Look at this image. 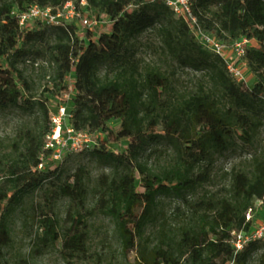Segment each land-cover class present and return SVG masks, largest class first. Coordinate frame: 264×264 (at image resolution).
<instances>
[{
  "label": "trees",
  "instance_id": "obj_1",
  "mask_svg": "<svg viewBox=\"0 0 264 264\" xmlns=\"http://www.w3.org/2000/svg\"><path fill=\"white\" fill-rule=\"evenodd\" d=\"M68 1L72 0H0V113L14 110L41 117L27 130L10 168L0 177V262L12 242L13 215L45 183H53L48 211L37 222L39 239L48 247L62 241L65 252L85 254L89 219L102 215L114 223L124 254L138 246L144 250L135 264H249L258 253V264H264L263 242H251L239 253L232 244L233 232L251 229L246 215L264 198V150L252 156L245 169L226 174L228 186L222 193L192 199L198 188L212 181L218 160L236 146V138L252 145L264 128V0H192L205 32L228 46L243 38L252 41L245 55L255 79L252 88L237 82L224 60L206 50L164 0H86L98 18L112 22L110 33L98 38L92 33L80 38L73 26L37 24L22 30L13 15L31 5L60 7ZM148 31L162 40L164 52L179 67L204 73L189 97L175 101L168 76L141 66L136 44ZM31 46L44 47L38 54L48 55L53 65L52 88L46 94L68 92L69 76L74 75L73 128L106 134V142L89 151L110 170L94 186L87 182L85 168L59 185L52 180L61 179V166L39 168L42 158L50 156L45 138L52 123L47 98L33 101L18 68L30 56ZM219 95L230 106L223 107ZM113 120L121 122L118 132L110 127ZM124 138L131 140L127 153L108 150V144ZM152 145L173 150L169 169L156 172L140 162ZM165 199L178 201V222L159 231L155 245L144 246ZM60 200L70 202L71 226L65 236L58 231ZM16 264L31 263L22 258Z\"/></svg>",
  "mask_w": 264,
  "mask_h": 264
},
{
  "label": "rangeland",
  "instance_id": "obj_2",
  "mask_svg": "<svg viewBox=\"0 0 264 264\" xmlns=\"http://www.w3.org/2000/svg\"><path fill=\"white\" fill-rule=\"evenodd\" d=\"M112 22L107 17H102L99 25L92 33L95 38L101 34L110 33ZM86 29L78 31L80 38L87 35ZM138 59L141 66L145 68H157L164 72L170 79V97L175 101L189 97L200 81L204 78V73L196 71L190 67L181 68L171 59L163 48L162 40L152 31L146 32L137 42ZM40 50L45 51L42 46H31L30 56L21 61L18 68L27 79L30 86V96L33 101L47 98L50 118L56 115L61 107H66L69 111L72 108L74 99V75H70L68 84L70 89L66 93H59L57 96L46 94L45 90L52 88L51 78L53 76V65L50 63L48 55H39ZM247 86L252 88L255 84L254 76L247 69L245 70ZM45 95V96H44ZM222 106H230V103L219 95ZM264 112H262L263 115ZM39 116H23L17 111L10 110L0 113V177L4 171L8 170L13 159L20 150V142L27 130L35 128L40 123ZM121 122L113 120L110 127L118 132ZM88 143L84 140L80 143L81 148L73 151L72 145L66 147L62 152V160L54 161L45 159L42 170H55L61 166V179H53L56 185L62 184L80 168L87 170V182L94 186L96 180L103 174H109L110 170L101 162L94 160L90 156V150L106 142L107 137L103 132H98L89 137ZM18 142L19 145L16 144ZM236 146L217 162L213 179L205 186L198 188L192 199L196 202L205 199L209 195L220 194L228 186L226 174L233 168L247 167L252 156L264 150V128L260 136L252 145L245 144L239 138L235 139ZM131 140L122 139L119 143L108 144L109 151L115 154L127 153ZM174 161V152L168 145H152L141 154L140 162L146 164L151 170L162 172L169 169ZM140 185V182L137 183ZM53 183H45L44 187L37 191L34 196L27 199L18 211L11 218L9 225L12 234V242L5 250V257L0 264H16L22 258H27L31 264H135L139 259V246L130 254H124L120 241L116 233L114 223L102 215L90 218L88 223L89 242L85 254H69L63 249V242L59 241L55 245L46 246L39 239L37 222L43 218V214L48 211V194L54 192ZM89 206L93 205L92 199L88 200ZM69 201L60 200L57 208L59 227L58 231L62 236L68 234L70 221L67 217ZM76 204L73 203V206ZM178 201L165 199L160 205V220L156 227L151 229L143 244L153 246L156 243V236L163 228L177 224L176 208ZM85 213V212H84ZM260 220H264V210L259 214ZM51 216V215H50ZM258 218V217H257ZM172 230V227H171ZM150 253L151 250H146ZM259 254V253H258ZM258 254L254 255L249 264H258Z\"/></svg>",
  "mask_w": 264,
  "mask_h": 264
},
{
  "label": "built area",
  "instance_id": "obj_3",
  "mask_svg": "<svg viewBox=\"0 0 264 264\" xmlns=\"http://www.w3.org/2000/svg\"><path fill=\"white\" fill-rule=\"evenodd\" d=\"M166 5L177 18L183 19L191 33L195 36L206 50L221 57L230 75L239 83H247L245 70L248 69L245 60L246 51L252 46V41L245 38L237 41L233 46H228L215 36L205 32L193 11L192 0H164ZM20 29L27 30L34 28L37 24L53 27L73 26L78 31L86 29L93 33L99 25L101 18H98L90 9L86 0L68 1L60 7L31 5L23 11L15 10ZM71 114L66 107H61L51 119L52 130L45 138V150L50 152L48 159L54 161L62 160V152L66 147L72 145L73 151L81 148L80 143L84 140L88 143L89 134L86 131H77L70 123ZM40 169L43 168V162ZM264 210V198L255 203L247 215V222H252L248 232H233L232 244L236 252H241L245 246L254 241L264 243V220H260L259 214ZM258 217V218H257Z\"/></svg>",
  "mask_w": 264,
  "mask_h": 264
}]
</instances>
